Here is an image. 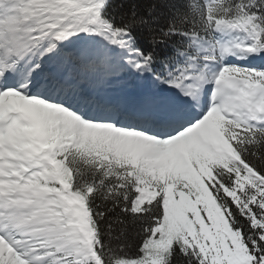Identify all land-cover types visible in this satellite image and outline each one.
Segmentation results:
<instances>
[{
  "label": "snow or ice",
  "instance_id": "obj_1",
  "mask_svg": "<svg viewBox=\"0 0 264 264\" xmlns=\"http://www.w3.org/2000/svg\"><path fill=\"white\" fill-rule=\"evenodd\" d=\"M0 264H264V0H0Z\"/></svg>",
  "mask_w": 264,
  "mask_h": 264
}]
</instances>
